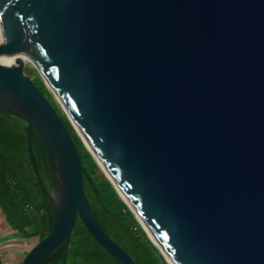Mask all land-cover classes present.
I'll list each match as a JSON object with an SVG mask.
<instances>
[{
  "label": "water",
  "instance_id": "1",
  "mask_svg": "<svg viewBox=\"0 0 264 264\" xmlns=\"http://www.w3.org/2000/svg\"><path fill=\"white\" fill-rule=\"evenodd\" d=\"M26 56L170 264H264V0H0V110L27 123L55 216L21 264L68 247L78 216L136 264L104 229Z\"/></svg>",
  "mask_w": 264,
  "mask_h": 264
},
{
  "label": "trees",
  "instance_id": "2",
  "mask_svg": "<svg viewBox=\"0 0 264 264\" xmlns=\"http://www.w3.org/2000/svg\"><path fill=\"white\" fill-rule=\"evenodd\" d=\"M27 70V69H26ZM27 73L48 96L71 132L85 167L84 185L89 200L104 229L134 258L136 264H170L150 239L135 213L111 180L101 171L67 114L57 103L35 67ZM36 74V75H34ZM32 146L39 171L52 188V166L47 147L38 131L32 132ZM0 206L10 224L26 238L42 240L54 224V211L45 196L28 148L27 123L18 116L0 110ZM123 264L89 232L80 216L69 238L46 264Z\"/></svg>",
  "mask_w": 264,
  "mask_h": 264
},
{
  "label": "crops",
  "instance_id": "3",
  "mask_svg": "<svg viewBox=\"0 0 264 264\" xmlns=\"http://www.w3.org/2000/svg\"><path fill=\"white\" fill-rule=\"evenodd\" d=\"M33 240H36L34 244ZM37 242V238H26L15 229L0 206V264H21L26 253Z\"/></svg>",
  "mask_w": 264,
  "mask_h": 264
},
{
  "label": "rangeland",
  "instance_id": "4",
  "mask_svg": "<svg viewBox=\"0 0 264 264\" xmlns=\"http://www.w3.org/2000/svg\"><path fill=\"white\" fill-rule=\"evenodd\" d=\"M30 67H34V65H33V63H31V62H29V61H27V63H26V69L28 70ZM27 70H26V72H27ZM29 74V73H28ZM38 74H39V72H38ZM34 75H36V74H34ZM40 75V74H39ZM31 76V75H30ZM33 78V77H32ZM50 90V89H49ZM51 91V90H50ZM52 92V91H51ZM53 94V93H52ZM53 96H54V98L56 99V101H57V103H59V105L62 107V105L60 104V102L57 100V98H56V96L53 94ZM63 109V108H62ZM100 168H101V166H100ZM101 171L106 175V173H105V171H104V169L103 168H101ZM107 176V175H106ZM35 241L36 240H33V244L35 243Z\"/></svg>",
  "mask_w": 264,
  "mask_h": 264
},
{
  "label": "bare ground",
  "instance_id": "5",
  "mask_svg": "<svg viewBox=\"0 0 264 264\" xmlns=\"http://www.w3.org/2000/svg\"><path fill=\"white\" fill-rule=\"evenodd\" d=\"M25 59H26V61H29V62H31V63H33V64H36V62L33 60V58L31 57V56H26L25 57ZM80 129V128H79ZM81 131V130H80ZM81 133H82V131H81ZM82 135H83V133H82ZM84 136V135H83ZM84 138H85V136H84ZM86 139V138H85ZM86 141H87V139H86ZM88 142V141H87ZM88 144H89V142H88ZM101 163H102V165H103V167H104V169H106V167H105V165L103 164V162L102 161H100ZM107 170V169H106Z\"/></svg>",
  "mask_w": 264,
  "mask_h": 264
}]
</instances>
